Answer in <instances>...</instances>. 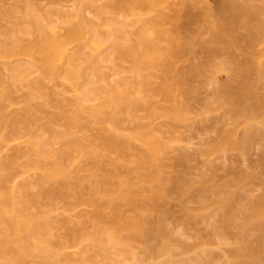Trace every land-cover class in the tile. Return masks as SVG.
Listing matches in <instances>:
<instances>
[{
  "label": "rangeland",
  "instance_id": "374dc122",
  "mask_svg": "<svg viewBox=\"0 0 264 264\" xmlns=\"http://www.w3.org/2000/svg\"><path fill=\"white\" fill-rule=\"evenodd\" d=\"M137 1H0L1 7L2 5L10 7L11 4L15 5L18 2L23 5V9H27L25 3L28 2L34 5L36 11L48 12L53 33L67 42L64 55L60 59V73L54 79L45 78L43 95L33 100L35 105L43 107L37 126H46L47 134L54 136L53 153L47 156L46 160L60 159L72 171L69 181L73 189L77 190L80 183L94 176L102 177L105 171L95 168L85 158L86 149L73 147L68 153L64 151L71 144L73 137L87 139L96 151L109 150L110 156L120 161L123 171L126 168H134L137 159L146 156L149 142H152L159 144L157 150L159 159L158 164L150 168V173L155 175L159 172L167 183H170L169 179H173L174 176L179 177L184 174L194 181L191 187L193 193L200 187L208 189L206 201L210 199V195L213 197L212 190L237 191L238 195L242 194L239 198L246 195H261L264 191L262 185V182L264 184V108L260 113L253 112V116L250 114L251 117L244 114L238 116L230 111L231 103L222 102L219 94L224 85H233L242 80V65L251 55L256 56V63L264 69V38L253 44H247L248 37L251 36L252 21L250 22L247 16L241 15L235 23L230 22V13L221 7L225 0H152L150 5L144 6L139 5ZM17 5L19 4L15 7ZM1 23L3 24L4 21ZM222 23L224 24L221 28ZM72 25L80 27L81 34L78 37L69 38ZM224 26L229 30L224 31ZM117 29H120L122 45L125 42H138L141 31L145 32L148 44L155 41L165 49L172 47L173 38L190 42L183 53L172 56L166 63L171 78L184 75L188 67L193 64L204 67V71L192 79V89L189 94L184 95L181 86H173L174 93L183 105L180 120L174 121L172 118V100L157 90L164 83V71L149 64L145 59L136 61L132 55L119 52L114 45V32ZM233 34L243 38L242 43L237 46L231 45ZM138 48L141 50L144 47ZM88 56H92L93 59V70L90 74L81 78L68 77L66 69L73 65H84ZM14 60L10 62L13 63ZM28 73L23 74L22 81L17 85L18 88L14 87L15 91L12 92L13 95L11 94L12 101L8 100L7 107L13 113L26 105L25 96L31 86L41 81L39 72ZM128 79H145L151 83V86L146 89L138 85L134 86L128 100L123 103L121 109L115 111V121L105 120L100 123L89 113L78 110L77 97L86 87L98 90L95 102L101 103L108 98V91L122 89V83ZM259 91L263 96L264 87L261 86ZM4 132L9 134L10 131L8 129V132L6 130ZM138 132L147 133V136H135ZM228 133H231L232 141L224 139ZM109 137H116L127 145L128 158L118 150H110L106 141ZM8 141L0 142V163L9 155L11 157L17 151L16 148L22 145V140L19 145L16 140L7 143ZM184 152L188 157L180 160V154ZM246 174L249 175L246 177ZM41 175L40 171H31L29 179L36 182ZM244 177L247 179L245 180ZM22 179L18 175L7 183V186L13 187ZM137 184L142 185L139 180ZM37 189L34 185L33 191ZM112 189L115 194L119 193L117 185H113ZM173 195L166 198L164 208L161 210L164 224L169 231L179 235L186 243L191 246L196 244L194 248L184 253L182 248L174 249L175 254L172 255L174 259L177 261L187 259L180 261L182 264H187L188 261H192L190 264H234L235 257L232 256L231 251L242 245L243 236L253 245L256 238H260L259 244L262 243L264 246V226H256L257 223L254 222L255 225L249 227L250 224H246V227L244 213L245 216L237 215L234 224L226 229L227 243L224 246L217 245L219 242L217 233L224 232V227L218 220L220 204L212 207L213 211L211 207L209 212V209L204 210L206 216L210 214V223H207V219L204 221L202 217L200 218V214H203L201 210L198 211L199 217L198 213L192 218L187 216L183 207L179 205L178 197L176 198L178 195ZM244 199L246 197H243ZM201 203L191 202L196 209L200 208ZM105 206L107 213L116 215L110 207ZM124 209L128 210V207ZM95 213L96 208L90 201V194L86 193L81 197L71 195L57 197L52 206L41 215V220L49 218L52 221L50 232L59 239L54 243L55 252L51 258L53 264H77L81 260L89 243L74 240L71 234L79 233L87 221L95 218ZM209 224H212L215 230H212ZM134 246L137 256L139 254L136 253H140L143 245L135 243ZM131 257L129 256L126 261L127 264H142L131 261L134 258ZM39 261L38 257H30L27 264H37ZM94 261L95 257H91L87 262L93 264Z\"/></svg>",
  "mask_w": 264,
  "mask_h": 264
},
{
  "label": "bare ground",
  "instance_id": "6f19581e",
  "mask_svg": "<svg viewBox=\"0 0 264 264\" xmlns=\"http://www.w3.org/2000/svg\"><path fill=\"white\" fill-rule=\"evenodd\" d=\"M151 1L138 0L137 3L144 6L150 5ZM251 1L253 2V0H225L221 6L223 10L230 13L229 20L232 23H235L241 15L250 18L251 36L248 37L247 44H253L264 38V0L254 1L255 3ZM16 4L19 5L15 7ZM15 5L11 4L10 7L8 5L9 8L2 5L3 8H7L3 10L0 4V20L4 18L1 20L4 23L0 22V27L4 28L0 30V142L16 140L17 145L21 140L23 142L21 141L22 145L16 148L14 156L11 154V157L9 155L0 163V264H27L30 257L40 258L37 264H53L51 258L55 252L54 243L59 239L57 235L50 232L52 221L49 218L41 220L40 217L52 206L57 197L69 195L81 197L89 193L90 201L96 208L95 218L87 221L79 233L71 234L72 239L89 243L77 264H89L87 261L91 257H95L93 264H127L129 256L134 257L130 258L131 261L142 264H182L181 262L187 259L183 261L181 259V262L174 259L172 257L175 254L174 249L182 248L184 253L190 251L196 244L191 246L186 243L179 235L169 231L164 224L161 210L164 208L166 198L174 193L178 195L176 198L178 197L179 205L183 207L187 216L192 218L198 213L199 217L198 211L201 210L203 214H200V218L202 217L204 221L207 219V223H210V214L207 213L209 217L206 216L204 210L209 209V212L212 207L220 204L218 220L222 223L224 232L217 233L219 242L216 243L219 246L227 243L226 229L228 230L234 224L235 218L243 213L246 215L245 226L250 224L248 225L250 227L256 223V226H264V191L261 195H246L239 198L242 194L238 195L237 191L222 190V193L219 190L221 195L218 191L212 190L214 194L217 192L218 194L214 196L211 193L213 197L210 195V199L206 201L208 189L200 187L193 193L191 187L194 181L184 174L179 177H170L173 179L168 178L170 183L164 181L159 172L152 175L150 168L157 165L159 159L157 157L158 143L149 142L146 156L143 159H137L134 168H126L123 171L120 161L112 158L109 150L96 151L87 139L73 137L71 144L64 151L68 153L73 147L86 149L85 158L95 168L105 171L102 177H91L86 182L80 183L77 190L73 189L69 181L72 171L60 159L46 160V157L53 153L54 136L47 134L46 126H37L43 107L33 102L44 93V79L47 77L54 79L60 73V59L64 55L67 42L53 33L48 12L40 13L41 11H36L34 5L28 2L25 3L27 9H23V5L18 2ZM223 30L229 29L224 26ZM80 34V27L72 25L69 38L78 37ZM119 34L120 29L115 30L114 45L119 52L132 55L136 61L145 59L149 64L164 71V83L157 90L172 100V118L174 121L180 120L183 105L174 93L173 86L179 85L184 95L189 94L192 89V79L201 74L204 67L193 64L188 67L184 75L171 78L168 75L166 63L172 56L183 53L190 42L186 43L173 38L171 39L172 47L165 49L155 41L148 44L145 32L141 31L138 42H125L122 45ZM238 38L240 36L233 34L231 45L237 46L242 43L243 38ZM138 47L144 48L139 50ZM255 57L251 55L243 63L242 80L232 83L233 85H224L219 94L222 102L231 103L230 111L238 116L242 114L250 116L253 112L260 113L264 108V95L258 92L261 86L264 87V69L256 63ZM10 59L15 60L11 63ZM92 64V56H88L84 65L70 66L65 72L68 77L81 78L90 74L93 70ZM34 71L39 72L41 81L31 86L25 96L26 105L22 109L15 110L16 113L9 111L8 100L13 99L14 87L22 81L23 74ZM4 72L8 75L6 76ZM136 85L146 89L151 86V83L145 79H128L122 83V89L108 91V98L101 103L95 102L98 90L86 87L77 97L78 110L89 113L100 123L105 120L115 121V111L121 109ZM7 128L10 131L9 134L4 132L5 130L8 132ZM135 136L146 137L147 133L138 132ZM231 137V133H228L224 139L232 141ZM106 141L110 150H118L124 157H129L126 151L127 145L123 141H119L116 137H109ZM180 156V160L188 157L186 152L181 153ZM31 171L42 172L38 181L29 179ZM18 175L23 179L16 182L13 187H8L7 183ZM248 175L246 174V177ZM246 177H244L245 180ZM137 180L141 181L142 185L139 186ZM34 185L38 188L36 191H33ZM113 185L119 187L118 194L113 192ZM262 185L264 186L263 182ZM243 197L246 199L243 200ZM189 199L190 202H188ZM191 202L202 203L200 208L196 209ZM105 205L110 207L116 215L107 213ZM124 207H128V210ZM209 225L212 228V224ZM212 230L215 228L213 227ZM242 239V245L231 251L232 256L235 257L234 264H264V246L262 243L259 244L260 238H256L258 244L255 241V246L245 236ZM135 243L143 245V249L141 248L143 252L140 251L142 255L139 252L136 253L140 256L135 255ZM191 262L188 261L187 264Z\"/></svg>",
  "mask_w": 264,
  "mask_h": 264
}]
</instances>
